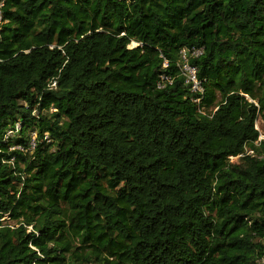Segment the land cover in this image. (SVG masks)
<instances>
[{"label": "trees", "instance_id": "obj_1", "mask_svg": "<svg viewBox=\"0 0 264 264\" xmlns=\"http://www.w3.org/2000/svg\"><path fill=\"white\" fill-rule=\"evenodd\" d=\"M258 121L264 0H0V264H264Z\"/></svg>", "mask_w": 264, "mask_h": 264}, {"label": "built area", "instance_id": "obj_2", "mask_svg": "<svg viewBox=\"0 0 264 264\" xmlns=\"http://www.w3.org/2000/svg\"><path fill=\"white\" fill-rule=\"evenodd\" d=\"M187 52L186 51H182V55H181V59H182V62H181V71L183 73V75L186 77V82L188 84H192V90L194 92H201L202 89L200 87V83L197 79V76H196V69L194 67H192L190 64H189V61H188V57H187ZM191 55H200L201 54V51L200 50H191L190 52ZM166 66V64H164ZM162 79H166L167 78H162ZM20 129V126L18 124L15 125L14 129L12 130H8L6 132V135H5V139L11 137V136H14ZM249 153L251 154L252 151H249ZM233 158H230V160H232ZM1 221V219H0Z\"/></svg>", "mask_w": 264, "mask_h": 264}, {"label": "rangeland", "instance_id": "obj_3", "mask_svg": "<svg viewBox=\"0 0 264 264\" xmlns=\"http://www.w3.org/2000/svg\"><path fill=\"white\" fill-rule=\"evenodd\" d=\"M134 46H135V44H131V47H134ZM18 125H19V124H18ZM256 126H257V129H258L259 132H260L261 137H263V135H264V127L262 126L261 121H258V122L256 123ZM31 136H32L33 138L35 137L34 134H31ZM231 161L236 162V161H237V158H233ZM3 222H5V224H11V225H14V222H11V221H8V220L3 221Z\"/></svg>", "mask_w": 264, "mask_h": 264}]
</instances>
